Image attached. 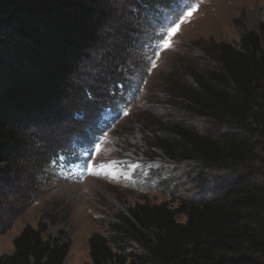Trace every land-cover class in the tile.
<instances>
[{
  "label": "trees",
  "instance_id": "trees-1",
  "mask_svg": "<svg viewBox=\"0 0 264 264\" xmlns=\"http://www.w3.org/2000/svg\"><path fill=\"white\" fill-rule=\"evenodd\" d=\"M116 2L0 0V180L21 170L30 127L51 126L68 116L71 77L99 42ZM119 2L132 21L133 10L155 21L162 17L159 5L173 11L182 4ZM207 55L209 64L191 73L195 85L181 87L178 109L226 131L200 132L173 120L154 138L173 163L227 172L215 195L180 197L174 208L165 202L127 207L105 233L89 236L90 262L84 264H264V185L255 179L256 171L264 174V34L242 33L235 46L211 42ZM107 101L98 99L94 117L74 112L71 124L78 126L71 134L92 139L95 130L102 132L98 120ZM72 135L47 162L72 149ZM45 231L43 224L25 225L13 239V251L0 255V264H64L70 241L44 236Z\"/></svg>",
  "mask_w": 264,
  "mask_h": 264
},
{
  "label": "rangeland",
  "instance_id": "rangeland-1",
  "mask_svg": "<svg viewBox=\"0 0 264 264\" xmlns=\"http://www.w3.org/2000/svg\"><path fill=\"white\" fill-rule=\"evenodd\" d=\"M119 1L99 42L71 77L68 116L51 126L30 127L21 170L0 180V255L13 251V239L25 225L43 224L44 236L70 241L64 264L90 262L89 236L105 233L118 212L127 214L135 203L174 208L180 197L215 195L218 179L227 174L169 161L154 136L173 120L200 132L226 131L178 109L179 92L195 85L191 73L209 64L211 42L235 46L242 33L264 34V0H182L173 11L159 5L162 17L155 21L137 10L131 11L133 21L124 17ZM191 7L196 11L180 23L171 46L157 47L165 26ZM98 99H109L98 120L102 132L95 130L92 139L72 135L78 126L71 124L73 113L96 116ZM70 134L72 149L47 162ZM255 175L264 185L262 170Z\"/></svg>",
  "mask_w": 264,
  "mask_h": 264
},
{
  "label": "snow or ice",
  "instance_id": "snow-or-ice-1",
  "mask_svg": "<svg viewBox=\"0 0 264 264\" xmlns=\"http://www.w3.org/2000/svg\"><path fill=\"white\" fill-rule=\"evenodd\" d=\"M195 11H196V7H191L187 9V11L181 10V12L177 16V19L171 21L168 25H166L165 31L161 32L159 36V40L161 43L157 45V47H161V46L164 48L170 47L171 46L170 38L179 30L180 23H184L186 19L190 18ZM177 21H179V23ZM165 37H168V39L166 40Z\"/></svg>",
  "mask_w": 264,
  "mask_h": 264
},
{
  "label": "built area",
  "instance_id": "built-area-1",
  "mask_svg": "<svg viewBox=\"0 0 264 264\" xmlns=\"http://www.w3.org/2000/svg\"><path fill=\"white\" fill-rule=\"evenodd\" d=\"M143 16H144V15H143ZM145 17L147 18V17H148V14H146Z\"/></svg>",
  "mask_w": 264,
  "mask_h": 264
}]
</instances>
